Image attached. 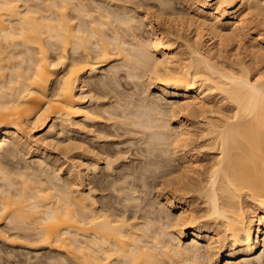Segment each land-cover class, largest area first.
I'll return each instance as SVG.
<instances>
[{"label":"bare ground","instance_id":"6f19581e","mask_svg":"<svg viewBox=\"0 0 264 264\" xmlns=\"http://www.w3.org/2000/svg\"><path fill=\"white\" fill-rule=\"evenodd\" d=\"M2 220L28 264H264V0H0Z\"/></svg>","mask_w":264,"mask_h":264},{"label":"rangeland","instance_id":"374dc122","mask_svg":"<svg viewBox=\"0 0 264 264\" xmlns=\"http://www.w3.org/2000/svg\"><path fill=\"white\" fill-rule=\"evenodd\" d=\"M180 7H182V5H180ZM182 8H183V7H182ZM141 28H142V27H141ZM141 28H140V29H141ZM146 28H147V27H146ZM140 29H139V30H140ZM142 29H144V27H143ZM147 29H148V28H147ZM137 31H138V29H137ZM140 31H141V30H140ZM145 31H146V29L144 30L143 33L146 34ZM141 32H142V31H141ZM231 47H232V45H231ZM181 48H182V47H181ZM178 49L180 50L179 47H178ZM125 72H126V71H124V70H123V71L121 70V72L119 71V73H121V74H120V75H121V78L119 77L121 80H119V81L122 83V85H121V87H118V88H119V90H121V92L123 93V94L121 93V95H124L125 93H126V95H127V93H128V96L131 94L132 96H130V97L135 98V99H134V101H135L134 104H132V100H133V98L131 99V98L129 97L130 100L127 98V99H128V100H127L128 103H127V101H126L127 104L132 105V106L134 105L133 107L131 106L130 108H134V107H136V105L140 104V103H137V104H136V102H137V100H139V96H138V95H140L139 93L142 92L143 87H142V88H140V87L137 88L135 85H133V81H134V80L132 81V79H130V80L127 79V78H128L127 76L123 77L124 75H126ZM119 73H118V74H119ZM126 77H127V78H126ZM126 80H128V81H126ZM130 81H132V82H130ZM139 83H140V82H139ZM139 83H138V84H139ZM140 84H141V83H140ZM119 85H120V84H119ZM119 85H118V86H119ZM141 85H142V84H141ZM139 86H140V85H139ZM135 87H136V88H135ZM116 88H117V87H116ZM118 88H117V90H118ZM119 90H118V91H119ZM122 90H123V91H122ZM133 91H134L135 93H134ZM154 91H156V90L153 89V92H154ZM129 92H130V93H129ZM136 92H137V93H136ZM138 92H139V93H138ZM119 94H120V92H119ZM136 95H137V96H136ZM128 96H127V97H128ZM140 96H141V95H140ZM124 97H125V96H124ZM137 97H138V98H137ZM136 99H137V100H136ZM217 99H218V96H217L216 100H217ZM125 100H126V98H125ZM125 100L122 99L121 102L123 101V104H125ZM129 101L131 102V104L129 103ZM163 101H164V100H163ZM138 102H139V101H138ZM213 105H214L215 107H217L218 103H217V102H214ZM172 122H173V123H172ZM171 123L175 125V121H174V119H171ZM89 126H90V125H89ZM44 131H45V130H44ZM66 136H67L68 138L71 136V138H72L71 141H72L73 139H75V141H77V142H80V141H81V142H85V143H87V144H91V145H94V144H95V142L92 141V139H90V138H92V137H88V138H87V135H85V133H82V134H81V133H80V134H79V133H70L69 135L66 134ZM66 136H64V137H65L64 139H65L66 142H67V141H69L70 138L67 140V139H66V138H67ZM48 150H49V152H50L51 154L53 153V155H56V154L59 152L58 150L56 151V149L53 150L52 148H51V149H48ZM14 204H15V203H14ZM16 206H18V204H17V205H16V204L14 205V207H16ZM11 207H12V206H11ZM14 207H12V208H14ZM16 209H17V208H16ZM16 209H15V210H16ZM13 210H14V209H12V211H13ZM15 210H14V211H15ZM25 217H26V218H25ZM23 218H25V219L28 218L27 221H28V220H29V221L32 220L31 216H24ZM29 218H31V219H29ZM2 221H3V222H2ZM2 221H0V227L2 228V226H3V228H2V229L0 228V229H1L2 231H3V229H4L5 231H3L2 234H0V235H5V234H6L4 237H6V236L8 235V236H10L9 239H10V238H11V240H12V238L14 239V237L11 236V234H13L14 232H16V230H14L13 225L11 224V227H13V228H9V229H8L7 227H8L9 225L5 223V220H2ZM5 224H6V225H5ZM7 225H8V226H7ZM4 226H6V227L4 228ZM11 229H13V230L11 231ZM16 229H17V228H16ZM17 231H21V229H20V230L17 229ZM6 238H7V237H6ZM15 239H18V238H15ZM15 239L12 240V241H14L13 243H16V244H17V243H18V244H21L20 242H23V244L28 243V241H26V239H24V238H22V240H20V241L17 240L18 242L15 241ZM19 239H20V237H19ZM0 242H2V243L0 244V246H1V247L3 246L2 248H0V249H2V250H0V251H2V253H1V252H0V253H1V255L3 256V257H2V256L0 255V256L2 257V259H0V260L2 261V262H0L1 264H2V263H3V264H11V263L14 261V258H15V260H16V261H14L15 263H16V262H19L18 264H28V263H26V261H27L28 258H27V256L24 255L25 253H24V254L21 253L22 255L20 256V253H18V252L15 251V252H13V253H16V254H17V255L14 254L15 257L13 256V254H12V255H11V254L9 255V254L7 253V251H9V252H10V251H13V249H16V248H13V249H12V247H14V246H12V245L9 246L11 242H10V243H5V244H4V242L1 240V237H0ZM24 242H25V243H24ZM3 244H4V245H3ZM11 244H12V243H11ZM6 249H10V250H7V251H6ZM4 252H5V253H4ZM44 252H45V250H44ZM11 253H12V252H11ZM6 254H7V255H6ZM45 255H46V256H45ZM65 255H66V254H65ZM8 256H9V257H8ZM11 256H13L14 258L12 259ZM16 256H18V257H16ZM19 256H20V257H19ZM23 256H24V257H23ZM32 256H33V254L30 255L31 258H32ZM41 256H42V254H41L40 256H36V258H37V257H38V258L40 257V258H39L40 260H41V258H42L41 261L38 260V259H34V258H33L34 260L30 258V260L34 261V264H39V263H40V264H52V263L54 262L53 259H51L52 261H50V260L48 259L49 256L47 255V253H44L43 256H42V257H41ZM33 257H35V256H33ZM9 258L11 259V261H10ZM18 258L20 259L19 261H17ZM25 258H27L26 261H25ZM68 258H69V257H68ZM68 258L65 257V259L63 260V262H64L65 264H74L73 262H71L72 259H70V258L68 259ZM47 259H48L49 261H48ZM60 259H61V258H60ZM60 259H59V260H60ZM62 259H63V258H62ZM37 260L40 261V262H37ZM54 260H55V259H54ZM59 260H58V261L55 260V263L59 262ZM7 261H8V262H7ZM20 261H24V262H21V263H20ZM28 261H29V260H28ZM28 261H27V262H28ZM61 261H62V260H61ZM166 261L168 262L169 260L166 259ZM46 262H47V263H46ZM50 262H51V263H50ZM15 263H12V264H15ZM61 263H62V262H61ZM61 263L59 262V264H61ZM16 264H17V263H16ZM29 264H30V263H29ZM31 264H33V263L31 262ZM53 264H54V263H53ZM57 264H58V263H57Z\"/></svg>","mask_w":264,"mask_h":264}]
</instances>
